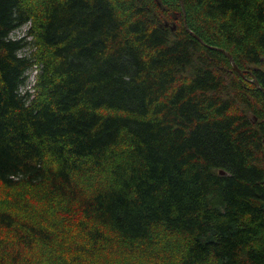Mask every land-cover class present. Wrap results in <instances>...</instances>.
I'll return each mask as SVG.
<instances>
[{
	"label": "trees",
	"instance_id": "1",
	"mask_svg": "<svg viewBox=\"0 0 264 264\" xmlns=\"http://www.w3.org/2000/svg\"><path fill=\"white\" fill-rule=\"evenodd\" d=\"M182 4L0 0V264H264V0Z\"/></svg>",
	"mask_w": 264,
	"mask_h": 264
},
{
	"label": "water",
	"instance_id": "2",
	"mask_svg": "<svg viewBox=\"0 0 264 264\" xmlns=\"http://www.w3.org/2000/svg\"><path fill=\"white\" fill-rule=\"evenodd\" d=\"M179 3H180V5H181L183 15H185V12H184L185 10H184V6H183V4H182V0H179ZM184 24H185V27L187 28L186 19H184ZM191 34L194 35L192 32H191ZM227 55H228V58L230 59V62H231V64H232L233 68H234L236 71H238V72L241 73V70L238 69V67H237L236 64L234 63L232 57H231L229 54H227ZM220 173H222V172H220Z\"/></svg>",
	"mask_w": 264,
	"mask_h": 264
},
{
	"label": "rangeland",
	"instance_id": "3",
	"mask_svg": "<svg viewBox=\"0 0 264 264\" xmlns=\"http://www.w3.org/2000/svg\"><path fill=\"white\" fill-rule=\"evenodd\" d=\"M25 25L22 26V28H18L16 29L12 34H14V36H21L24 32H25ZM33 72L30 74V80L33 79Z\"/></svg>",
	"mask_w": 264,
	"mask_h": 264
}]
</instances>
